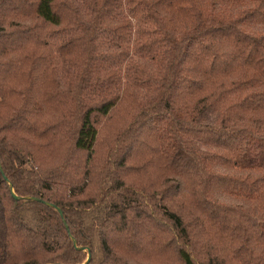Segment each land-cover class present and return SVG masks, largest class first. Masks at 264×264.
Returning <instances> with one entry per match:
<instances>
[{"label":"trees","instance_id":"16d2710c","mask_svg":"<svg viewBox=\"0 0 264 264\" xmlns=\"http://www.w3.org/2000/svg\"><path fill=\"white\" fill-rule=\"evenodd\" d=\"M0 264H264V0H0Z\"/></svg>","mask_w":264,"mask_h":264},{"label":"water","instance_id":"95a60500","mask_svg":"<svg viewBox=\"0 0 264 264\" xmlns=\"http://www.w3.org/2000/svg\"><path fill=\"white\" fill-rule=\"evenodd\" d=\"M61 215H63V213L60 211Z\"/></svg>","mask_w":264,"mask_h":264}]
</instances>
